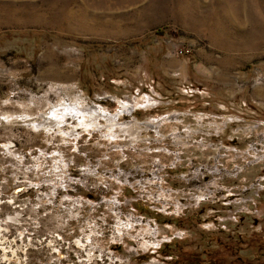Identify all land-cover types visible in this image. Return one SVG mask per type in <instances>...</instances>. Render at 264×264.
Returning <instances> with one entry per match:
<instances>
[{
	"label": "rangeland",
	"instance_id": "1",
	"mask_svg": "<svg viewBox=\"0 0 264 264\" xmlns=\"http://www.w3.org/2000/svg\"><path fill=\"white\" fill-rule=\"evenodd\" d=\"M167 244L264 264V0H0V264Z\"/></svg>",
	"mask_w": 264,
	"mask_h": 264
},
{
	"label": "trees",
	"instance_id": "2",
	"mask_svg": "<svg viewBox=\"0 0 264 264\" xmlns=\"http://www.w3.org/2000/svg\"><path fill=\"white\" fill-rule=\"evenodd\" d=\"M160 35H163V33H159ZM239 242L241 244H244L243 242L239 239ZM163 256H173L178 260V263L181 264H189V263H194L196 261H199V255L194 253V252H183L182 248L180 246H177L175 248L171 247L170 245L167 244L165 248L162 249ZM208 263L210 264H255L254 262H247L243 257L240 255H234V260L228 262L226 257L221 256V254H212L208 253L205 257H203ZM180 261V262H179Z\"/></svg>",
	"mask_w": 264,
	"mask_h": 264
},
{
	"label": "bare ground",
	"instance_id": "3",
	"mask_svg": "<svg viewBox=\"0 0 264 264\" xmlns=\"http://www.w3.org/2000/svg\"><path fill=\"white\" fill-rule=\"evenodd\" d=\"M74 112H76V111H74ZM12 117H13V116H12ZM12 117H11V118H12ZM11 118H9V119H11ZM16 118L18 119V117H16ZM78 118H79V117H78ZM9 119L6 118V120H9ZM23 119H25L26 121L28 120V119H27V116H26V117L23 116ZM10 121H11V120H10ZM12 121H13V120H12ZM8 122H9V121H8Z\"/></svg>",
	"mask_w": 264,
	"mask_h": 264
},
{
	"label": "crops",
	"instance_id": "4",
	"mask_svg": "<svg viewBox=\"0 0 264 264\" xmlns=\"http://www.w3.org/2000/svg\"><path fill=\"white\" fill-rule=\"evenodd\" d=\"M223 130V129H222Z\"/></svg>",
	"mask_w": 264,
	"mask_h": 264
}]
</instances>
